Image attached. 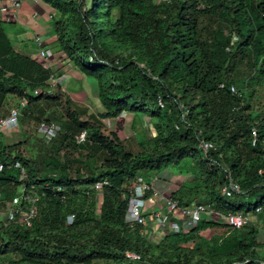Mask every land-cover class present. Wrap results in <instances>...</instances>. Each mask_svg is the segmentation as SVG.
<instances>
[{"label":"trees","instance_id":"16d2710c","mask_svg":"<svg viewBox=\"0 0 264 264\" xmlns=\"http://www.w3.org/2000/svg\"><path fill=\"white\" fill-rule=\"evenodd\" d=\"M38 1L55 12L58 50L79 73L95 80L100 118L145 115L153 133L149 130L132 153L114 130L105 135L99 123L82 121L68 97L55 91L34 94L53 71L16 46L0 26V118L27 97L21 125L33 124L35 131L41 121L62 124L44 161L27 155L19 141L0 145V210L22 184L16 160L25 169V183L37 185L40 194L30 225L0 220V257L8 256L0 264L264 261L257 250L264 242L256 238L257 219L264 217V101L254 107L252 91L245 96L264 81V0ZM83 130L86 139L77 143ZM201 140L213 148L204 150ZM70 146H91L101 156V172L83 171L74 154H60ZM183 160L197 183H181L170 197L208 208L189 231L150 242L125 223L131 186L138 175L149 182L152 174ZM102 179L107 183L95 189ZM230 179L240 192L227 196L221 189ZM189 189L196 200L186 202ZM236 213L251 219L235 228L228 215ZM68 215H73L70 224Z\"/></svg>","mask_w":264,"mask_h":264},{"label":"built area","instance_id":"2783aa9c","mask_svg":"<svg viewBox=\"0 0 264 264\" xmlns=\"http://www.w3.org/2000/svg\"><path fill=\"white\" fill-rule=\"evenodd\" d=\"M11 3L13 16H15L16 12L19 11L18 9L22 7V2L21 0H13ZM36 15L37 13L34 12L33 17ZM51 16L52 15L50 13L49 18ZM235 39L236 37L233 36L232 40L234 41ZM35 42L38 44L37 57L40 59V63L44 68L51 69L50 63L47 62V60L50 61L47 59L50 55L44 49L42 37L40 35H36ZM63 56L68 60L65 53L61 52L59 57L63 58ZM53 58H56V60L58 59V57ZM52 71L53 72L50 78L46 81L44 88L34 90V94H38L40 92L52 93L54 92V87L59 83L61 85L60 89L65 90V86H63V83H61L60 80V74L54 70ZM219 86L223 87V84H220ZM230 91L232 93H237L234 86H230ZM95 95H98L97 88L95 90ZM27 104V97H23L18 105L10 109L7 117L0 118V133L19 127V117L21 115L22 108ZM121 115L122 114H120V116ZM61 126L62 124L59 120L41 121L37 126V133L43 141L50 142L56 137L61 129ZM85 139V130L78 133L75 137V141L77 143H83ZM199 145L206 151L213 148V144L205 140H201ZM13 166L20 169V180L22 181V184H20L17 193L12 197V199L6 203L4 211H1V214L3 215V219H1V221L9 223L11 221H15L16 219H21L24 220L27 225H30L31 220L36 217L38 211V202L40 200L38 186L30 182L25 183L26 172L18 160L14 161ZM2 168L3 163L0 161V170ZM106 183V179L97 181L94 184V188L100 190ZM152 184V180L147 182L143 176L138 175L131 186L128 209L125 215V223L132 231L138 229L141 234H144L145 228L149 226L151 233H156L160 236L168 233L186 232L197 223L201 212L208 208L206 205L197 202L181 204L176 199L168 197L164 199L161 209L147 211L145 209L146 195L152 190ZM221 192L222 194L228 196L232 193L240 192V189L236 184H234L232 179H230L221 189ZM260 209L261 208L258 207L256 211H259ZM250 219L249 215L238 213L228 215L229 223L235 228L242 227L247 224ZM72 220L73 215H68L67 223L70 224ZM126 255L133 259L139 258V256L133 252H126ZM260 264H264V261H261Z\"/></svg>","mask_w":264,"mask_h":264},{"label":"rangeland","instance_id":"374dc122","mask_svg":"<svg viewBox=\"0 0 264 264\" xmlns=\"http://www.w3.org/2000/svg\"><path fill=\"white\" fill-rule=\"evenodd\" d=\"M12 0H0V13H3L4 18L6 20H10L14 18L13 12H12ZM87 3H89L87 1ZM22 7H20L18 10L20 11ZM53 10V9H52ZM33 15V12H32ZM224 22L226 23L222 18H217L215 22ZM9 23L6 22H1L0 26L4 30L9 29ZM208 25L213 26V28H216V25L214 26V22H210ZM227 31L224 32L226 34ZM206 34V32H204ZM214 34V33H213ZM215 35V34H214ZM8 37H12L11 34H7ZM15 45V44H14ZM70 63V62H69ZM67 70L64 72V78L61 77V83L66 82L65 90L60 89L61 85L60 83L56 85L53 89L55 93L63 94L64 96L68 97L70 103V107L75 110V112L78 113L79 118L82 121H90V122H97L100 124L101 131L103 134H108L111 130H114L119 136L122 138V143L125 145V148L127 151H130L132 153H136L139 151V142L145 137L149 136V130L153 132V128L150 124V120L147 116L145 115H139L134 118V116L131 113H122V115L113 120H107V119H102L100 118V106L97 97L95 96V90L91 88V86L87 83V81H83L81 83V89L79 90L78 87H75L72 85L73 80H75L73 77H70L71 74H75L74 72H71L70 74L67 72L71 70L74 66L73 64L67 65ZM75 68V67H74ZM76 69V68H75ZM58 72V70L56 71ZM62 73V72H61ZM77 74H80L79 72ZM76 75V74H75ZM83 76V75H82ZM68 78L70 79V83H67ZM97 88V87H96ZM264 81H261L260 84H254L251 88L248 89V91H245V96H248L249 92L252 91L251 95V103L254 107H258L263 101H264ZM15 100V98L13 99ZM135 119V121H132ZM109 121H111L109 123ZM20 117H19V128L20 133H13L11 132L10 134H6L7 132H2L0 133V145H5L9 143L8 138L11 139V142H20V148L24 149L26 154L29 155L30 157L35 158L37 161L38 160H46V158L49 157L50 151H49V146L50 142H45L41 139V137L38 135L37 130L34 131L33 124H30L28 127H25L20 124ZM8 136V138L5 136ZM29 135V139H27L24 142H21L22 136ZM94 149L92 147H80V148H73V147H68V149H62L61 150V155L63 152L67 153H72L74 154L75 158L77 160H80L81 163L79 164V168H81L83 171L88 170L89 172H93L95 174H98L101 172L100 168V160L101 156L98 152H93ZM52 153V152H51ZM94 153L95 155H91ZM58 158L61 159V157L58 155ZM186 162L183 160L179 164H175L171 166V169H165L159 172V177L163 180H167L166 182L172 183L171 188H177L179 184L183 182H188L189 184H192L194 186L196 182V176L194 172L191 170H186L184 167V164ZM189 163V162H188ZM51 164V163H50ZM192 166V165H191ZM74 167H76V164H73L71 168L76 170ZM50 170L54 168V166L51 164L48 167ZM48 168L43 170L44 172H47ZM42 171V173H43ZM49 172V171H48ZM73 172V170H72ZM157 176L152 174L151 177L153 178ZM187 188H185L186 190ZM194 190V189H193ZM192 189H189L188 191V196L184 195L185 201L189 202L192 200H196V195L193 193ZM191 191V192H190ZM249 197L244 198L245 200H248ZM254 197H251L250 200L254 201ZM3 211V210H0ZM3 219V215L0 212V220ZM257 227L259 231L256 234V238L260 242H264V217H258L257 219ZM142 237H145L148 239L150 242L156 243L162 236L156 233H151L150 232V227L147 226L145 228L144 234H142ZM258 253L264 255V248H258ZM8 258L7 255L1 256L0 257V262L6 260ZM93 264H101V263H93Z\"/></svg>","mask_w":264,"mask_h":264},{"label":"crops","instance_id":"0c3cea01","mask_svg":"<svg viewBox=\"0 0 264 264\" xmlns=\"http://www.w3.org/2000/svg\"><path fill=\"white\" fill-rule=\"evenodd\" d=\"M9 1V0H7ZM13 1V0H12ZM22 8L20 11H17L14 18L10 20H6L4 18L3 13H0L1 22L9 23V29L6 30V34H11V40L14 41L16 46H20V48L25 49L27 52L31 54V57L40 63V59L37 57V48L38 44L35 42V36L40 35L43 40L44 49L50 55L47 59L48 63L51 65V69L60 74L61 77L64 78V72L67 70V65L71 64L65 57H59L61 52H59L57 44H56V36L55 32L52 28V19L54 17V11L52 8L44 3H41L38 0H21ZM32 12H36L37 15L33 17ZM51 13V17L49 18V14ZM53 57H58L56 58ZM62 72V73H61ZM69 74L74 72L75 74H71L70 77H73L72 85L81 89V83L87 81V83L91 86L92 89L96 90V82L94 79L82 76V74H77L78 71L74 67L67 71ZM83 77V79H82ZM67 83H70V79L68 78ZM63 86H66V82L63 83ZM96 96V95H95ZM119 118V117H117ZM115 118V119H117ZM113 119V120H115ZM111 121H109L110 123ZM6 134L20 133L18 129L7 130ZM5 134V136H6ZM8 138V136H6ZM9 142L11 139L8 138ZM169 170V169H168ZM162 177H159V173L152 180V190L146 195V210H159L162 208L164 199L168 198L176 191L178 188H171V184L166 182L167 180H161ZM180 185V184H179ZM264 230V229H262Z\"/></svg>","mask_w":264,"mask_h":264},{"label":"clouds","instance_id":"9594fccd","mask_svg":"<svg viewBox=\"0 0 264 264\" xmlns=\"http://www.w3.org/2000/svg\"><path fill=\"white\" fill-rule=\"evenodd\" d=\"M59 52H61V51H59ZM68 61H69V60H68ZM94 81H95V80H94ZM96 87H97V86H96ZM97 92H98V90H97ZM97 96H98V95H97ZM97 96H96V97H97ZM118 117H120V115H119ZM107 120H109V119H107Z\"/></svg>","mask_w":264,"mask_h":264}]
</instances>
